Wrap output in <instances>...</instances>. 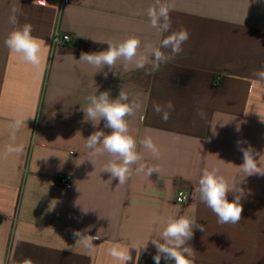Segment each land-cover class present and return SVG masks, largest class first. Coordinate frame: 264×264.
<instances>
[{
    "label": "crops",
    "instance_id": "1",
    "mask_svg": "<svg viewBox=\"0 0 264 264\" xmlns=\"http://www.w3.org/2000/svg\"><path fill=\"white\" fill-rule=\"evenodd\" d=\"M160 2L171 5L169 33L150 26L147 10L156 0H0V264H118L107 255L113 244L130 248L128 264H155L151 237L159 236L169 217L180 215L205 228L194 227L187 242L195 251L193 264H264V176L240 184L245 196L236 224L218 223L193 196L205 169L242 179L237 141L264 154V83L254 78L264 66V0ZM13 5L21 8L16 27L31 24L32 35L45 41L39 67L4 43L14 29ZM180 29L190 33L182 52L158 69L149 62L125 71L118 62L114 75L107 66L96 72L79 61L82 52L104 51L108 42L129 37L141 40L138 51L151 61L145 46L159 47ZM64 35L71 40L64 43ZM121 89L140 101L128 123L141 162L160 172L147 177L133 165L131 177L118 185L102 171L107 154L95 165L87 160L86 139L111 129L104 121L93 127L82 107L91 95L107 91L115 99ZM169 102L174 110L164 122L153 105ZM17 115L29 117L15 142L24 150L8 154V126ZM145 136L158 146V160L140 147ZM65 174L72 176L70 189L59 184ZM179 190L185 192L182 203L175 200ZM74 232L99 235L95 250L77 242ZM148 239L138 256L131 246ZM160 264L174 262L162 258Z\"/></svg>",
    "mask_w": 264,
    "mask_h": 264
},
{
    "label": "clouds",
    "instance_id": "2",
    "mask_svg": "<svg viewBox=\"0 0 264 264\" xmlns=\"http://www.w3.org/2000/svg\"><path fill=\"white\" fill-rule=\"evenodd\" d=\"M43 5L44 0H38ZM171 5L161 3L156 0L155 5L150 6L147 15L150 19V26L157 29L160 33H169L171 28L170 21ZM21 14V8L13 5L10 9L9 23L14 29L8 34L4 43L10 53L17 54L19 58L32 66L39 67L43 60L45 41L32 35L31 24L24 23L18 25V16ZM190 33L186 29L172 31L166 35L160 42L159 47L146 45L149 56L138 49L141 47V40L137 37H129L118 44L108 42L107 50L97 53H81L79 61H83L93 68L96 72L103 71L107 66L109 71H113L120 62L126 71L130 64H134L136 69H144L146 64L151 62L152 67L158 69L161 64H167L176 55L183 50L182 45L188 41ZM162 49H168L166 54ZM115 75L116 72L113 71ZM107 76V72L104 73ZM256 83H264V66L254 73ZM86 107H82L85 114V120L90 121L93 127H97L101 121H104V128L111 129L106 134L102 129L94 131L87 139L85 148L89 149V161L95 165V159L107 154L110 159L104 164L102 171L110 174V179H117L119 184H125L133 174L132 166L138 165L136 173H143L149 177L152 173H159L158 166L142 163L144 157L137 151V141L129 132L128 118L135 115L140 108V101L137 97L130 95L121 89L118 97L110 98V93L100 92L99 95H91L88 98ZM154 111L161 114L164 122H167L174 105L169 102L166 106L159 104L153 105ZM204 118V113H198ZM29 117L17 115L12 118L9 128V143L5 151L8 154H19L24 150L22 144H16L17 133L26 125ZM223 126V125H222ZM215 133V131L213 132ZM140 147L151 153L153 159H159L160 150L154 143L151 136H145L140 141ZM238 150L242 152L243 163L238 166L242 179L235 177L228 179L220 173L219 169L211 168L203 170L200 175L197 186L194 190V198L198 195L201 202H204L214 214L218 217L220 224H236L242 218L243 207L241 199L245 196V190L240 184L246 181V178L253 175L264 176V154L256 152L251 145L247 148L242 147V142L237 141ZM259 156V159L256 157ZM232 193L233 199L229 201L228 194ZM194 217L185 215L169 217L164 222L163 230L158 237H151V243L156 249L153 256L155 264H160L161 259L172 261L174 264H193L191 259L195 251L188 245V241L193 238V228H199L205 231L203 225H199ZM156 222V221H154ZM74 236L79 237L77 242L84 244L90 252L94 251L93 241L100 236L85 235L80 232H74ZM149 239L141 246L134 244L132 249L140 254L141 250L146 249ZM130 248L121 244H113L107 249V255L118 264H128L132 260ZM25 264H31V261H25Z\"/></svg>",
    "mask_w": 264,
    "mask_h": 264
},
{
    "label": "built area",
    "instance_id": "3",
    "mask_svg": "<svg viewBox=\"0 0 264 264\" xmlns=\"http://www.w3.org/2000/svg\"><path fill=\"white\" fill-rule=\"evenodd\" d=\"M57 37L58 36L55 34L54 38L56 39ZM62 40H63L64 43L65 42H69L71 40V37L69 35H64L62 37ZM59 184L62 187L66 188V189H70L71 186H72V176L70 174H65V175L61 176L59 178ZM184 199H185L184 190H179L177 192V195H176V198H175L176 202L177 203H182V202H184Z\"/></svg>",
    "mask_w": 264,
    "mask_h": 264
}]
</instances>
